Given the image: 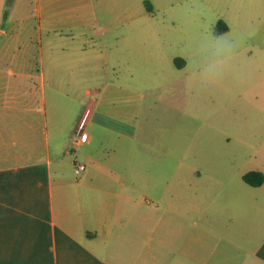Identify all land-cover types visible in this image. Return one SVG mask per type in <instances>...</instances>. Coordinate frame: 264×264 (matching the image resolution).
<instances>
[{"label": "rangeland", "instance_id": "rangeland-1", "mask_svg": "<svg viewBox=\"0 0 264 264\" xmlns=\"http://www.w3.org/2000/svg\"><path fill=\"white\" fill-rule=\"evenodd\" d=\"M95 1L98 23L85 26L75 14L72 28L45 30L34 0H0V84L14 92L34 86L52 158L68 138L69 153L58 157L69 181L62 195L77 210L84 203L86 214L101 195L83 179L91 164L73 137L79 121L87 118L84 129L97 138L92 118L127 119V152L117 153L127 233L120 250L109 243L102 256L138 263L141 247L157 246L158 260L180 254L204 264L238 248V260L263 262L264 183L242 174L264 169V0H148L151 11L145 0ZM73 157L86 162L79 176ZM156 228L158 240L145 242Z\"/></svg>", "mask_w": 264, "mask_h": 264}, {"label": "crops", "instance_id": "crops-1", "mask_svg": "<svg viewBox=\"0 0 264 264\" xmlns=\"http://www.w3.org/2000/svg\"><path fill=\"white\" fill-rule=\"evenodd\" d=\"M95 2L34 0L38 29L71 27L70 18L75 14H78V19L85 26L98 23ZM29 83L24 90L18 89L15 92L0 84V264H46L52 259L59 261L54 264H195L186 258L181 260L179 253L180 260L175 262L158 260V254L162 253L163 248L157 246L154 250H148L153 246L141 247V261L138 263L110 261L102 256L109 243L111 246L107 247L108 250H120L125 243H122V239L127 233V181L121 177L125 165H122V159L117 154L118 151L127 152V119L106 115L92 118L89 125L94 128L97 126L100 130L97 138L96 133L84 129L88 139L78 146H82V154L87 163L91 164V171L83 175V179L98 186L96 189L101 192L100 198L92 201L96 205L93 212L86 214L82 212L84 203H80L81 207L77 210L62 195V189L69 181L61 173L62 160L58 157L60 151L63 154L69 153L68 138L62 141L61 149L55 152L53 159L50 143L45 136L46 129L39 118L37 121L34 86ZM21 94L25 95L22 102ZM96 104V100H90L86 108L93 109ZM87 121L85 118L84 128ZM94 139L98 143H94ZM37 142L39 146L36 156ZM21 156L29 159L19 161ZM260 171L264 173V169ZM95 172L100 180L92 177ZM57 188L60 192L55 202ZM78 203L73 202V205L77 207ZM152 233L146 235L145 242H149L154 235L158 240L157 228ZM78 239L86 240V243L78 247ZM160 240H163V235ZM89 243L94 245L90 247ZM78 248L82 249V256H78ZM221 252L220 260L211 261L214 255H208L204 264H264V261L238 260L244 256V252L238 248ZM58 253H61L60 257ZM148 253L156 260H149ZM66 254L72 255L71 262L65 260ZM89 254L94 255L92 263L86 262ZM77 257L85 260L74 261ZM229 258L233 260L229 261Z\"/></svg>", "mask_w": 264, "mask_h": 264}, {"label": "built area", "instance_id": "built-area-1", "mask_svg": "<svg viewBox=\"0 0 264 264\" xmlns=\"http://www.w3.org/2000/svg\"><path fill=\"white\" fill-rule=\"evenodd\" d=\"M84 123H85L84 119L80 120L75 131V136H76L75 139L79 143L85 142L88 139V134L86 131H84ZM73 167H74L73 168L74 173L78 175L81 172H83V170L86 167V164L83 161L77 162L76 157H73Z\"/></svg>", "mask_w": 264, "mask_h": 264}, {"label": "trees", "instance_id": "trees-1", "mask_svg": "<svg viewBox=\"0 0 264 264\" xmlns=\"http://www.w3.org/2000/svg\"><path fill=\"white\" fill-rule=\"evenodd\" d=\"M147 10L151 11L152 6L148 0H145ZM225 27V26H223ZM224 29V28H223ZM242 179L253 186H259L264 181V173L262 171H248L242 175Z\"/></svg>", "mask_w": 264, "mask_h": 264}, {"label": "flooded vegetation", "instance_id": "flooded-vegetation-1", "mask_svg": "<svg viewBox=\"0 0 264 264\" xmlns=\"http://www.w3.org/2000/svg\"><path fill=\"white\" fill-rule=\"evenodd\" d=\"M252 170H255V171L258 170V171H260V169H257V168H251V169H249L248 171H252ZM248 171H246V172H248ZM246 172H244V173H246ZM244 173H243V174H244ZM243 174H242V175H243Z\"/></svg>", "mask_w": 264, "mask_h": 264}]
</instances>
